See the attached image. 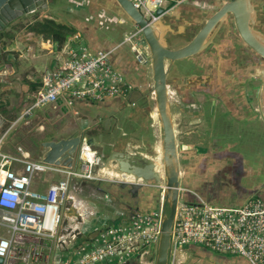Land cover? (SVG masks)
Listing matches in <instances>:
<instances>
[{"label":"built area","instance_id":"2783aa9c","mask_svg":"<svg viewBox=\"0 0 264 264\" xmlns=\"http://www.w3.org/2000/svg\"><path fill=\"white\" fill-rule=\"evenodd\" d=\"M129 1L153 23L190 0ZM158 9L160 15L156 14ZM133 29L114 48L95 53L79 36L70 37L60 47L61 60L43 71L39 87L31 95H25L27 106L0 130V264H128L135 260L140 264H154L163 213L162 192L151 210H136L129 215L118 212L119 219L112 223L103 220L87 239L79 242L73 234L78 231L81 237L84 233L81 223L85 222V209L83 202L73 196L77 186L86 181L120 183L104 178L103 155L87 145L86 138L70 166L32 159L19 145L12 153L3 150L17 125L27 124L40 110L58 105L70 108L74 102L127 98L132 87L114 69L110 56L116 48L127 45L135 62L149 67L148 49L139 28ZM52 44L54 48L57 45ZM40 185L46 187L42 189ZM185 192L180 187L168 264H182L180 256L187 247L240 256L249 264H264L263 200L251 197L239 206H215L195 194L188 200ZM63 218L70 228L68 235H72L65 242L71 248L67 256L59 251L65 236L57 235ZM147 255L151 257L148 260Z\"/></svg>","mask_w":264,"mask_h":264},{"label":"rangeland","instance_id":"374dc122","mask_svg":"<svg viewBox=\"0 0 264 264\" xmlns=\"http://www.w3.org/2000/svg\"><path fill=\"white\" fill-rule=\"evenodd\" d=\"M224 1L226 0H214V3L216 5H220ZM254 1L255 0H253V2ZM49 6L51 7L49 11H37L29 15L28 14L24 15L23 17H21L11 25H9V27L2 32L3 34L8 35L7 38L3 37L1 39V46L7 47V50L5 52L6 54L2 56L3 59H5L6 62L11 64L13 70L15 64L16 66H18L19 63H21L17 68L18 70L15 76L13 74L7 75L2 72L3 75H5V77L8 76L7 78L8 80L12 81V84L13 81L16 80L15 82H21L22 87L29 89L28 88L29 85L27 84L26 77L31 78L32 70L39 71V74L42 72L40 71L42 69V61H40L39 64H35V61L31 59V57L29 58L28 56L29 53H27L26 48L25 47L21 48L20 46L23 45V43L33 44V42L34 43L40 42L43 39L44 36H40L34 34L33 32H30L28 27L29 25H32V22L34 20L35 21L38 20V18L42 17L43 15L50 17L51 20L55 21L58 24H63L68 27L75 26V28L77 29V30L75 29L77 33H83L85 35L86 40L89 39V41L91 42L90 44L93 47H98L99 49H102L103 47L107 46L109 42H111V39H109L108 36L112 35V32L121 30L120 26L122 25L118 26L117 24L118 20L116 16H113L112 13H109L107 15L102 12H99V10L102 9V7L95 5L91 6L89 4L87 5V2L83 0H68V2L67 0H52ZM115 8L116 7L111 8L109 10L116 13L117 10ZM181 8H183L184 10L185 8H190V7L181 5ZM118 14H120L119 11ZM95 16H99L98 17V20L100 22L99 25L108 27V30L106 31L107 33H104L99 29V26L96 24V21H92L91 18ZM41 20H44V18H42ZM179 20H181V18ZM29 22L31 23L27 25ZM126 23L127 24L125 28L127 29V31H124L121 40L126 34L134 30L132 29L134 27L132 28L129 27V25H131L129 21H126ZM174 28L177 31H181L183 29V26L181 29L176 27ZM187 28H188L187 26L184 27L186 31ZM185 36H181L180 38H178V36L177 38L169 37L168 40H170L169 42L170 47L174 48L181 45L185 39ZM33 39L36 40L33 41ZM114 39L117 42L114 45L116 46L119 44L121 40L118 41L119 38H114ZM67 40H69V38ZM80 40L82 41V37L80 38ZM20 41H22V44L19 46ZM57 45L59 46V44ZM18 49H20V51ZM15 50L18 51L20 53L19 55L22 57H19V55L16 53ZM124 52L130 67L132 64L131 62L132 57L127 50H124ZM17 56L21 58L22 60L21 62L16 61ZM46 69L47 68H43L42 70L45 71ZM131 74H132L133 84L138 88V91L147 81L149 82L148 84L151 86L149 72H147L143 67L138 66L136 68H131ZM28 92L27 93L31 95V92L30 91ZM27 93L24 94L23 98L22 97L19 98L18 95L14 96L13 95L14 91H12L11 96L13 98H10L9 96L8 98H10V100L8 99V101L11 103L10 105L15 104L16 108L15 111L10 109L9 111L10 117H14L16 114H19L21 110H23L27 106V103H25L26 102L25 95ZM137 94L138 92L135 91L134 94L131 96V99L135 101L137 104H140V106L143 109H148L149 112L148 120L143 116L142 120H139L137 123L133 125L131 121L127 120V112L132 111L131 109L128 108H126L122 112V115L124 116L118 118V115H113V114L108 115L106 113H103V115H101L100 113H96V110L94 108L92 110H89L90 108L79 109L72 106L70 107L71 109L68 108L69 111H67L66 113L60 110V106H57L53 110L51 108L40 110L39 112L34 114L33 117L30 118L28 120V123L25 125L19 123L16 127L17 129L14 131L17 134L15 136V139L19 141L18 144L19 146L23 147L25 150L29 152L32 159L39 160L40 155L43 152V149L41 147L42 142H45L46 139L48 138H51L53 140H58L61 138H68L77 135L79 133H75V132H77L76 131L78 130L77 128H80V130H84L83 131L84 134L83 133L82 134L85 138H91L93 140V144L91 145L92 149L95 150L97 153L103 155L101 169H103V173L106 174L104 178H108L110 180H119L121 183H126V184L130 183L127 182V180L123 179L122 177H117V176L113 177L108 173L109 171L110 172L114 171L116 173H119L116 169V165L114 164V162H112L107 158L109 152L111 151V146L113 145L112 143L116 140L115 137L117 138L122 133L124 135L128 134L129 141L125 145L126 147H124V150L126 152H129V154L134 157L145 158V160H148V162L153 163L155 166L157 162L152 160L156 158L155 148L157 145H160V138H161V130L158 119L157 118L153 119L151 115L153 111L152 109L154 108L153 95H151L148 92L144 96L145 98L144 97L140 98L138 97ZM197 97H201V96L197 95ZM176 99L177 98L175 96H173L170 99V107H171L170 110L172 112V122L175 129L178 156L179 158L181 157L184 158V157H188L190 153L194 154L193 149L196 151V153L197 152L200 153L203 151L202 149L205 148L204 147L201 148V146L198 144V140H199L198 137H196L193 134L194 130H197L196 126L200 127L201 122L198 119L193 120L192 118H188L185 121L183 120L188 128H180V125L182 123V116L180 115L179 109L175 107ZM68 109L66 108V110ZM106 109L108 110L115 108L109 107ZM219 110L222 109L220 108ZM100 112H104V111H100ZM119 114L121 115V112H119ZM221 117L223 118V116L220 115V118ZM216 123H219L222 127H218V129L215 130V132H219L220 134H224L226 136V129H227L226 125H223L221 122H216ZM41 126H43L42 130L39 129V127ZM14 132L11 133L10 137L14 134ZM204 134L206 135L207 131L204 132ZM229 134H231V138L233 139L240 138L241 145L238 150L244 156L257 155L259 153L256 154L255 149H257L258 151L260 148L262 150V155H264V126L261 125V123H259V125L255 123V126H252L249 123L240 126L235 125V127L231 126V129L229 128L228 130V135ZM204 138H207V136H204ZM186 139H190L191 141H193L192 144L194 146H191V143L188 142L186 143L185 142ZM188 151L189 154L187 153ZM160 166L162 167L161 158H160ZM160 174L161 172L159 173V175ZM121 175L123 174H120V176ZM211 176L212 174L210 173L208 175V178H210ZM250 179L251 177L244 178L241 182V185L242 186L246 185L247 181H249ZM194 181L195 178H192L191 176L184 177L183 179H181L180 187L187 190L186 188H189V183L193 184ZM251 181L255 185H257L258 182L264 183V174L261 175L259 173L258 179L255 180L252 179ZM106 182L107 183H104L103 187L105 190L111 192L116 196L117 201L115 203L113 202V200L111 201L109 195H107V193L101 189L102 185L99 184L98 182L86 181L82 185L81 184L78 185L77 191L73 192V196L74 197L76 196V198L80 197L83 199L84 197H88L91 198L90 200L92 201L95 200V202L98 201L101 202L102 204H105L104 206H109V211H103L104 213H101L98 210L99 213L104 214L105 219L114 218L113 215L115 212L121 213L122 209L120 207L123 206L122 203L127 200L131 204H135V205L137 204L142 205V202H144L141 193L135 196L128 195L127 191L123 189L121 185L116 184L119 183L118 181H113V182L106 181ZM133 183L136 182L132 180L131 184ZM252 183L247 184V186L248 187L253 186ZM39 187L44 189L46 185H42V186L40 185ZM97 189H99L100 191ZM156 189L158 190V197L156 192H149V193H152L153 197L154 198L156 197V199L158 200L160 198L162 189L160 187ZM104 196H107L108 200H105ZM98 198H101V200H98ZM90 200L88 202H86L85 200L87 205H89L88 203L90 202ZM156 204L157 203L154 204L153 208L156 206ZM124 206L130 208L129 204H125ZM87 220H89V218H87ZM66 224H67V220L63 218V222L61 223L57 233V235L65 236L64 243L62 244V247L59 248V251L62 253H65L67 252L66 250H69L67 249L65 242L72 239V235L70 236L68 235L70 228L67 227ZM87 225H88V221L82 222L81 228L84 229L83 231L84 233L80 237V235L77 234L78 231H76L75 234H73L74 235L73 238H79V239L81 238L82 240H85L88 237L85 234V230L86 232L89 233V235H91L94 232L95 228L93 229V231L89 232ZM212 256L226 263V256L228 255H223L224 256L223 258L217 257L219 255L216 254H212ZM149 258L151 257L148 255L145 256V259L148 260ZM195 260H196V255L194 254L192 257H190V259L188 258L187 261L192 264L195 262ZM230 260L237 262L238 264H249L247 263L246 260H244L240 256L230 257ZM203 262L205 261L203 260ZM182 264L184 263L182 262ZM198 264H202V263L200 262Z\"/></svg>","mask_w":264,"mask_h":264},{"label":"flooded vegetation","instance_id":"af4514ba","mask_svg":"<svg viewBox=\"0 0 264 264\" xmlns=\"http://www.w3.org/2000/svg\"><path fill=\"white\" fill-rule=\"evenodd\" d=\"M251 3L263 5L264 0H255L254 2L251 0ZM221 4L216 5L214 0H190L177 6L176 9L178 8L186 16L185 21L174 20L170 21L169 24L171 28H177L179 24L188 28L187 31L186 29L183 31L172 29L174 32L165 36L168 48L177 49L189 42L204 25L205 20L210 18ZM181 5L190 8L183 10ZM259 25L264 30V13L260 14ZM129 27L132 28L130 25ZM100 30L107 33L108 28H101ZM123 30L127 31L125 27ZM177 36L178 38L185 36L183 43L174 48L170 47L169 37L177 38ZM114 40L111 38V42ZM124 50L130 54L127 45H124ZM132 63L134 64V61ZM166 64L168 65V62ZM262 64H264V60L259 59L257 55L242 44L235 30L232 17L228 16L216 31L212 43L201 54L174 62L167 72L166 83L167 90L169 89V102L171 97L177 98L175 107L179 109L182 116L180 128H188L184 123L188 118L198 119L201 122L200 127L196 126L197 130H194L193 134L198 137V144L201 148H205L200 153H196L193 149L194 154L190 158H179L178 156L180 170L183 172L181 179L187 176L195 178L194 183H189V188L186 189L190 191V194L199 195L204 202L210 205H239L251 197L264 201V183L258 182L255 185L251 181L258 179L259 173L264 174V155H262L261 148L255 157L253 155L244 156L238 150L241 145L240 138L233 139L231 134L228 135L231 126L235 127V125L240 126L252 122H257L258 125L261 123L264 126V119L260 115V107L264 105L263 98L260 99L261 91L264 92V84L262 83L264 66ZM248 65L257 68L256 76L248 75L240 70ZM149 89L150 85L144 83L139 91H135L138 92V97L143 98ZM197 95L201 97H197ZM136 104L135 101H132V110L135 114L132 118L133 121H129L133 125L138 120H142L143 116L149 118V113L145 115L140 111L142 108ZM220 108L222 110H219ZM220 115L223 118H220ZM216 122L226 125V136L215 132L218 127H222ZM206 131L207 134L205 135L204 132ZM185 142L194 146L190 139H186ZM116 152H120L119 148ZM110 154L111 152L108 155ZM210 173L212 176L208 178ZM247 177H251V179L242 186V180ZM134 182L136 183L133 184H139L137 180ZM249 183H252L253 186L248 187L247 184ZM158 187L144 183L136 190H132L130 186L122 187L128 195L135 196L141 193L144 202L142 205H135L127 200L120 207L121 213L126 215L130 211L127 206H124L125 204H129L131 209L136 210L146 211L152 208L154 197L149 192L158 194L156 189ZM110 200L117 201L112 198ZM129 264L139 263L136 261Z\"/></svg>","mask_w":264,"mask_h":264},{"label":"water","instance_id":"95a60500","mask_svg":"<svg viewBox=\"0 0 264 264\" xmlns=\"http://www.w3.org/2000/svg\"><path fill=\"white\" fill-rule=\"evenodd\" d=\"M51 1L0 0V33L12 22L24 15L46 10ZM87 1L97 6H104L105 8H108L109 3L115 4L123 16L121 17V22L129 21L131 26L139 28L140 36L149 52L151 80L149 93L153 94L154 107L161 130V174L159 175L156 171L153 163L148 162L145 158L134 157L126 152L113 151L108 155V159L115 162L117 171L120 174L132 176L139 183L120 184L122 187L130 186L132 190H136L144 183L152 187L159 186L162 189L163 213L154 264H168L170 235L182 176L167 90V72L174 62L201 54L212 43L216 31L226 21L228 16L232 17L235 30L242 44L257 55L259 59L264 60V30L259 25L260 14L264 13V4L253 5L251 0L224 1L219 9L210 18L205 20L204 25L189 42L180 48L169 49L165 36L173 32L169 24L170 21L179 20V17H181V21L183 22L186 18L178 8L173 9L168 14L162 15L156 22L149 23L129 0H111L110 2L107 0ZM156 14L160 15L161 10L158 9ZM182 26L179 24L177 28L181 29ZM6 50L7 47L0 46V82L3 79L2 72L11 75L10 69L12 66L2 57L6 54ZM166 62H168V65ZM262 65L264 66V64ZM240 70L253 76H256L255 74L257 73V68L252 65H248ZM262 83L264 84V79ZM261 98L264 101L263 91L260 93ZM260 115L264 119V105L260 107ZM84 138L83 134L79 133L68 138L42 142L41 147L43 152L40 155V160L47 164L70 166ZM85 143L90 146L93 144V140L86 138ZM72 213V211L69 212V214Z\"/></svg>","mask_w":264,"mask_h":264},{"label":"crops","instance_id":"0c3cea01","mask_svg":"<svg viewBox=\"0 0 264 264\" xmlns=\"http://www.w3.org/2000/svg\"><path fill=\"white\" fill-rule=\"evenodd\" d=\"M50 8L51 7L49 6L44 11H49ZM33 13H35V12H33ZM30 14H32V13H30ZM42 18H44V19H51L50 17L43 15L42 17H39L38 20H41ZM17 20H15V21H17ZM14 22H12V23H14ZM30 23L31 22H29L27 25H29ZM7 28H5V30ZM35 40L36 39H33V41H35ZM21 44H22V41H20L19 46ZM0 46H1V39H0ZM62 46L63 45L59 44V46L57 45L54 48V45L52 44V42L47 43L46 41L41 40L40 42H36V43L33 42V44L23 43V45H21L20 47L21 48L22 47H25L26 48L27 53H29L28 54L29 58L31 57V59H33L35 61V64H39L40 61H42V69L43 68H47L46 70H50L63 57L62 53L60 52L61 49H62L60 47H62ZM18 50L20 51V49H18ZM16 53L18 55L20 54L18 51H16ZM130 55H132V54L130 53ZM19 57H22V56L19 55ZM19 57L17 56V60H16L17 62L18 61H20V62L22 61L21 58H19ZM114 57H112V59H111L112 62L111 63H113V61H114V63H115L114 66L117 69L121 70V67H124L125 66V63L127 61L125 59H123L122 56L119 55V54H116V56H114ZM20 64L21 63H19V65ZM19 65L16 66V64H15L14 65V70H13V68L10 69L11 70V75L13 74L15 76V74H16V72L18 70L17 68L19 67ZM112 66H113V64H112ZM128 68H129V65L124 70H122V71H124L126 73V74L124 73L125 76L128 79H130V81H131L132 80L131 79L132 78V74H131V71ZM143 68L147 72H149V75H150V69H149V67L148 66H143ZM42 69L40 71L43 72L44 70H42ZM41 73L39 74V71L32 70V76H31V78L26 77L27 84L29 85L28 88H31L32 89V88L35 87V90H36L39 87L40 82H41ZM1 74H3V73H1ZM3 76L4 77H3L2 81L0 82V104H3V106L0 105V122H1V124H0V130H3L7 126V123L8 122L13 121L18 116V114H16L14 117H10L9 116L10 115L9 114L10 109L15 111V108H16V105L15 104L10 105L11 103L8 101V99L10 100V98H13L11 96L12 91H14V94L13 95L14 96L15 95H18L19 98H21L22 96H24L23 94L27 92V88L22 87L21 82H15L16 81L15 80V81H13V84H12V81L11 80H8V78H7L8 76L7 77H5V75H3ZM148 83L149 82L147 81L146 84H148ZM134 92L135 91L131 92L127 98H118V97H116V98H112V99H106L105 101H103V103L97 104V105H94V106L86 105L85 103H82V104L74 103L72 106H74L75 108H79V109H87V108H90L89 110H92L94 108L96 110V113H100L101 115H103V113H106L108 115L109 114L110 115H112V114L113 115H118V118H119L121 116H124V115H122V112L126 108L131 109V110L133 109V106H132V101L133 100L131 99V96L134 94ZM9 96H10V98H8ZM58 104H60V103L58 102ZM136 105L137 106H140V104H136ZM58 106H60V110L62 112H66V113H67V111H69V109H71V108H69V109L67 108L68 110H66V108H64L62 105H58ZM109 107H113L116 110L115 109H108L107 110L106 108H109ZM100 111H104V112H100ZM106 111H108V112H106ZM133 111L134 110H132V112L131 111L130 112L129 111L127 112V119H128V121L129 120H132V118L134 116ZM119 112H121V115L119 114ZM255 123H257V122H252V123H250V125L255 126ZM42 129H43V126H41V130ZM77 129L78 130H76L77 132H75V133H83V131H84V130H80V128H77ZM85 129H86V127H85ZM80 131H82V132H80ZM16 135H17L16 132H14V134L11 137H9V139L7 140V143L3 147V150L4 151L10 152V153L14 152L15 146H18V144H19V141H17L15 139V136ZM115 139H114L115 141L112 143L113 145L111 146V151L110 152H113V151L116 152L117 151V148H119L120 152H126L124 150V147H126L125 145L129 141L128 134H125L124 135L122 133L117 138L115 137ZM49 140H53V139H51V138L46 139V141H49ZM259 150L257 151V149H255V153L256 154L259 153ZM126 153L129 154V152H126ZM255 156L256 155H254V157ZM107 158H109V157L107 156ZM114 164H115V162H114ZM182 173L183 172L181 170V174ZM97 190H99V189H97ZM104 198H105V200H107V197L106 196H104ZM192 198H193V196L191 195L190 199H192ZM78 199L81 200L83 202V204H84V209H85V211H84L85 217L84 218H86L85 221H88V225L87 226H88V231L89 232L93 231L94 228H97L98 226H101V224H103V222H104L103 220H105L106 223H112V221L120 218V214L118 212H115L114 215H113L114 218H112V219H108V218L105 219L104 218V214H101V213H104L103 211H109V206H104L105 204H102L101 202H98V201L95 202V200L92 201V200H90L91 198H88V197H84V199L86 200V202H88L90 200V202L88 203L89 205H87V203L85 202V200L83 198L78 197ZM98 200H101V198H98ZM241 204H239V205H241ZM239 205H230V206H239ZM152 208H149L146 211H149ZM98 210L101 213H99ZM141 211H143V210H141ZM70 215H74V214L72 213ZM87 218H89V220H87ZM85 234L89 237V233L88 232H85ZM78 241L80 242V241H82V239L80 238ZM70 250H71V248H69V250H66L67 252L62 253V254L64 256L65 255L67 256L70 253ZM192 254L193 255L194 254L196 255V260H195V262L193 261L194 263H192V264H198L200 262L202 264H238L237 262H234V261L230 260V257H233V256H226V263H225L224 261H221L220 259L215 258L214 256H212V254H214V253L207 252V251H204V250L195 248V247H187L184 250H182V253H181V256H180V262H183L184 264H191L187 260H188V258L190 259V257L193 256ZM216 255H218V254H216ZM217 257L223 258L224 256L223 255H219ZM203 260L205 262H203ZM135 261H137V260H135ZM135 261H129V263H132V262H135ZM206 262H208V263H206Z\"/></svg>","mask_w":264,"mask_h":264},{"label":"trees","instance_id":"16d2710c","mask_svg":"<svg viewBox=\"0 0 264 264\" xmlns=\"http://www.w3.org/2000/svg\"><path fill=\"white\" fill-rule=\"evenodd\" d=\"M83 1H85V2H87V5L89 4V5H91V6H94V4H91V2H89V1H87V0H83ZM107 1H109V0H107ZM111 1V0H110ZM109 1V2H110ZM67 2H68V0H67ZM95 6H97V5H95ZM99 7H102V9H100L99 10V12H102V13H104V14H109V13H112V15L113 16H116L117 17V24H118V26H120V25H122V26H120L121 27V30H119V31H116V32H112V35H109L108 36V38L109 39H111V38H119V40L118 41H120L121 40V38H122V36H123V33H124V30H123V28L126 26V22H124V23H122V22H120L121 21V17H123L122 16V14H121V11L116 7V5L115 4H108V8H105L104 6H99ZM104 7V8H103ZM114 7H116L115 9L117 10V12L115 13V12H112V11H110L109 9H111V8H114ZM118 11L120 12V14H118ZM98 13V12H97ZM96 13V14H97ZM92 16H94V15H92ZM98 17L99 16H95V17H92L91 19H92V21H96V24L99 26V29H101V28H108V27H106V26H101V25H99L100 24V22H99V20H98ZM131 26V25H130ZM29 27V31L30 32H33L34 34H37V35H40V36H44L43 37V39L42 40H44V41H46V42H52V43H57V44H61V45H63L66 41H67V39L68 38H70V37H72V36H75L76 34H77V36L78 35H80L81 37H82V40L85 42V44L87 45V47H88V49L92 52V53H95V52H97V51H105V50H110V49H112V48H114L115 46V43H117L115 40L113 41V42H109L108 44H107V46H105V47H103L102 49H99L98 47H93L90 43V41H89V39H87L86 40V38H85V35L83 34V33H77L76 32V28H75V26L74 27H68V26H66V25H63V24H58V23H56L55 21H53V20H51V19H44V20H41V21H38V20H34L33 22H32V25H29L28 26ZM76 29V30H75ZM7 34H3L2 32L0 33V39H2L3 37H5V38H7ZM79 36V38H81ZM121 42V41H120ZM97 46V45H96ZM116 54H119V55H121L122 56V58L123 59H125L127 62L125 63V66L124 67H121V70H119V69H117L114 65H115V63H114V61H113V67L120 73V74H122L124 77H125V79L127 78L126 76H125V72L124 71H122V70H124L128 65H129V63H128V60L126 59V56H125V52H124V46H120V47H118V48H116L113 52H112V54H111V56H110V60L112 59V57H114V56H116ZM132 54V53H131ZM131 57L133 58V55H131ZM115 58V57H114ZM134 61V64L132 63L131 64V66L128 68L130 71H131V68H136V67H138V66H141V65H139V64H137L136 62H135V60H134V58L132 59V61L131 62H133ZM112 62V61H111ZM141 67H143V66H141ZM125 73V74H124ZM128 79V78H127ZM126 79V81H127V83H129L130 85H131V87H132V92L133 91H135V90H138V88L136 87V86H134V84H133V81L131 80L130 81V79H128L127 80ZM132 79V78H131ZM28 91H30V92H33V91H35V87L34 88H29V89H27V92ZM144 91H146V89H144ZM26 92V93H27ZM29 93V92H28ZM25 94V93H24ZM23 94V95H24ZM24 96H22V98H23ZM112 99V98H111ZM103 101H105V100H103ZM103 101H98V102H91V101H85V102H74V103H79V104H82V103H85L86 105H91V106H94V105H97V104H101V103H103ZM1 106H3V104H0ZM140 108H142L141 106H140ZM140 111H142L145 115H147L149 112H148V109H141ZM135 114V113H134ZM147 120H148V118H146ZM139 121V120H138ZM188 154H189V151L187 152ZM190 157H193V154L192 153H190V155H188V158H190ZM99 184H101L102 186H101V189L102 190H104L106 193H107V195H109V197H111L112 199H114V200H117V198H116V196L114 195V194H112L111 192H109V191H107V190H105L104 189V187H103V185H104V183H107V182H104V181H101V182H98ZM117 184V183H116ZM119 185V184H118ZM157 197H158V194H157ZM185 197L189 200L190 199V197H191V194L190 193H186L185 194ZM154 204L155 203H157L158 202V200L156 199V197L154 198ZM154 204H153V206H154ZM128 208V207H127ZM128 209H130V211L129 212H127L128 214H126V215H129L130 213H132V212H135L136 211V209H131V208H128Z\"/></svg>","mask_w":264,"mask_h":264},{"label":"bare ground","instance_id":"6f19581e","mask_svg":"<svg viewBox=\"0 0 264 264\" xmlns=\"http://www.w3.org/2000/svg\"><path fill=\"white\" fill-rule=\"evenodd\" d=\"M169 90V89H168ZM172 98V97H171ZM153 111H152V113H151V115H152V118L153 119H156L157 118V113H156V109H155V107L152 109ZM155 154H156V158L155 159H153L152 161H156L157 162V164H156V171L158 172V173H160L161 172V166H160V158H161V151H160V145H157L156 146V148H155ZM111 176H117V177H122L123 179H125V180H127V182H132V180H134L133 178H132V176H128V175H121L120 176V174L119 173H116V172H114V171H112V172H108ZM108 174V175H109ZM188 193H190V191H188V190H186Z\"/></svg>","mask_w":264,"mask_h":264},{"label":"clouds","instance_id":"9594fccd","mask_svg":"<svg viewBox=\"0 0 264 264\" xmlns=\"http://www.w3.org/2000/svg\"><path fill=\"white\" fill-rule=\"evenodd\" d=\"M138 182V181H137ZM121 183V182H120ZM131 183V182H130ZM118 184V183H117ZM136 262V261H135Z\"/></svg>","mask_w":264,"mask_h":264}]
</instances>
